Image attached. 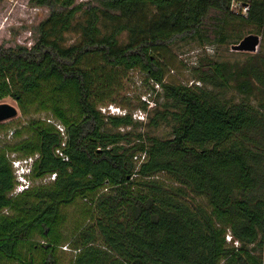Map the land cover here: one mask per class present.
<instances>
[{"label": "trees", "instance_id": "trees-1", "mask_svg": "<svg viewBox=\"0 0 264 264\" xmlns=\"http://www.w3.org/2000/svg\"><path fill=\"white\" fill-rule=\"evenodd\" d=\"M233 1L30 0L52 12L31 48L0 44V101L46 116L19 130L0 125L11 132L0 141V264H37L33 252L57 264L62 210L78 200L88 223L72 264H264L262 43L243 61L205 56L192 85L166 81L177 42L234 45L250 29L264 38V0H249L248 17ZM70 33L79 37L72 44ZM121 69L153 84L146 122L102 113L116 103ZM231 89L240 101L226 97ZM161 125L169 138L152 135ZM12 155L36 157L32 186L17 194Z\"/></svg>", "mask_w": 264, "mask_h": 264}, {"label": "rangeland", "instance_id": "rangeland-1", "mask_svg": "<svg viewBox=\"0 0 264 264\" xmlns=\"http://www.w3.org/2000/svg\"><path fill=\"white\" fill-rule=\"evenodd\" d=\"M91 2L93 6H100V0H77V3ZM59 10V8H57ZM51 8L37 6L30 0H0V44L6 48L17 49L20 47L31 48L39 39L40 24L48 19ZM252 33H258L254 29H250ZM260 34V33H258ZM69 44L76 42L79 37L73 33L68 34ZM262 39V47L264 48V38ZM128 41V34L124 33L120 37V43L126 44ZM239 43V42H238ZM260 43V44H261ZM260 47V45H259ZM171 52L167 55L165 61L169 67L166 81L171 83H183L192 85L194 81V69L198 67L200 59L209 56L216 61H243L247 58L248 52L233 51L231 44H207L200 46L198 42L187 41L177 42L171 46ZM260 50V48H259ZM118 77L115 82L113 100L116 103H109L108 106L101 107L102 113L110 114L109 106H115L117 112L115 114L121 115L125 112L132 114L134 120L147 121V113L141 109V105L146 102L151 103V98L154 97L155 92L152 91V82L147 81V74L140 70L125 71L118 70ZM196 83V82H195ZM198 84V83H197ZM157 88L158 86L155 85ZM160 90V88H157ZM226 97L232 98L235 101L241 100V95H238L234 90H229ZM2 102L15 106L18 109V115L12 119L1 122L9 124L15 128L22 129L27 123V120L32 117H45L46 113L31 115L30 117L22 116L19 104L12 97L1 99ZM149 106V107H150ZM13 129V130H14ZM140 129L146 130L143 125ZM123 130V129H122ZM26 134V132L24 131ZM152 135H157L162 138H169L171 135V128L166 125H161L154 130H151ZM11 136L10 131L4 129L0 130V141L8 140ZM14 157V155H12ZM19 158V157H14ZM162 179L168 180L165 175H160ZM46 180H37L36 182H45ZM37 184V183H36ZM194 201L207 204L204 197H195ZM84 201H76L71 206L64 208L62 211L66 215L65 225L63 227L66 242L57 249L56 257H58L57 264H72L76 251L73 249L76 234L88 222H84L83 213L87 209ZM32 241L39 245L40 238L36 237ZM102 241H99L101 243ZM25 255H30L27 250ZM37 264H40V258L36 252H33ZM17 264V263H15Z\"/></svg>", "mask_w": 264, "mask_h": 264}, {"label": "built area", "instance_id": "built-area-1", "mask_svg": "<svg viewBox=\"0 0 264 264\" xmlns=\"http://www.w3.org/2000/svg\"><path fill=\"white\" fill-rule=\"evenodd\" d=\"M231 9L236 14L239 13V14L243 15L244 17H248L249 10H250V1L249 0H234L232 2ZM117 109L118 108H116L115 106H112V105L109 106V110H112V112H114V113L117 112ZM55 124L57 125V127L61 131H63V127L60 124H57V123H55ZM14 157H16V156H14ZM14 157H12V158H14ZM139 157L144 159L145 158V154H140L136 158H139ZM20 161H21L20 158H15L12 161L13 170H14V173H15V176H16V186L13 189L14 191L12 192V194L20 193V192L24 191L25 189L31 187L32 184H33L32 182H30L29 180H27L24 177L23 173H21V168H19ZM54 178H55V174L52 175V176L46 177V178H44L42 180H46L45 182H47V181H50V180H54ZM36 183H38V182H36ZM4 212H7V210H4Z\"/></svg>", "mask_w": 264, "mask_h": 264}, {"label": "water", "instance_id": "water-1", "mask_svg": "<svg viewBox=\"0 0 264 264\" xmlns=\"http://www.w3.org/2000/svg\"><path fill=\"white\" fill-rule=\"evenodd\" d=\"M261 35L258 33H251L244 36L239 43L231 45L233 51L248 52L255 54L259 51V45L261 43ZM18 115V109L8 103L2 102L0 104V124L3 121L12 119Z\"/></svg>", "mask_w": 264, "mask_h": 264}, {"label": "clouds", "instance_id": "clouds-1", "mask_svg": "<svg viewBox=\"0 0 264 264\" xmlns=\"http://www.w3.org/2000/svg\"><path fill=\"white\" fill-rule=\"evenodd\" d=\"M110 114H113V115H118V114H115L114 112H110ZM20 161V166L19 168H21V173H23L24 177L29 180L30 182L33 183V165H34V162H35V157H24V158H21ZM14 158H12V161H13Z\"/></svg>", "mask_w": 264, "mask_h": 264}]
</instances>
